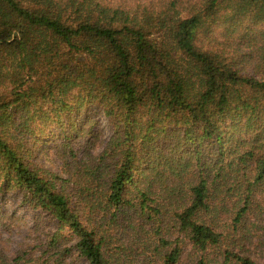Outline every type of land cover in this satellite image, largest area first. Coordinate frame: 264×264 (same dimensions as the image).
<instances>
[{
  "label": "trees",
  "instance_id": "obj_1",
  "mask_svg": "<svg viewBox=\"0 0 264 264\" xmlns=\"http://www.w3.org/2000/svg\"><path fill=\"white\" fill-rule=\"evenodd\" d=\"M251 25L264 27V0H0V196L20 192L70 231L52 264L74 250L123 264L110 239L123 219L137 264H264L248 255L264 247V28ZM89 106L112 128L105 148L89 131L79 156L76 130L62 174L35 163L33 147ZM26 255L0 248V264Z\"/></svg>",
  "mask_w": 264,
  "mask_h": 264
},
{
  "label": "rangeland",
  "instance_id": "obj_2",
  "mask_svg": "<svg viewBox=\"0 0 264 264\" xmlns=\"http://www.w3.org/2000/svg\"><path fill=\"white\" fill-rule=\"evenodd\" d=\"M248 24V22H247ZM247 25L245 26V28ZM253 29L262 30L264 27L251 25ZM225 27L217 29V33H224ZM244 32H241L243 36ZM241 36H236L232 46H236ZM219 40L223 41L220 37ZM248 42V41H247ZM226 46V45H225ZM79 130L81 139L72 145L73 151L79 156L85 154L90 147L91 139L86 136L89 131L97 135V142L94 145L97 153L101 152L110 137L112 136V128L102 113L101 109L95 106H89L85 110L68 116L63 120V126L52 129L49 136L33 148V160L58 174L64 172V161L70 159L65 158L66 143L65 135H74ZM79 137V138H80ZM158 149L168 153V148L163 142H158ZM91 148V147H90ZM183 151L180 150V153ZM23 195L20 192H13L0 196V248L7 257L8 262H13L19 255H26V264H52L57 259V254L64 249H69L76 244L75 238L68 229L60 230L58 222H56L49 214L42 211L30 210L22 204ZM75 203L78 199L75 197ZM79 207V205H78ZM121 224L117 227H111L110 235L112 245L116 248L123 249L120 253V260L123 264H137L146 259L143 255L144 248L140 246L135 234L128 228V223ZM264 221V219H258ZM256 219L253 220L257 227L264 228V222L261 223ZM59 236V243L50 248L54 235ZM256 234V233H255ZM257 237L264 241V232L256 234ZM138 239H143V235H139ZM176 236H174L175 238ZM143 241V240H142ZM189 251V250H188ZM148 254H151L149 252ZM248 254V253H247ZM249 256L253 257L259 263H264V247L255 239V247L250 248ZM151 259V258H150ZM182 264H192L191 260L185 255ZM24 262L22 261L21 264ZM62 264H88L87 261L79 256L77 251H73L69 256L62 260Z\"/></svg>",
  "mask_w": 264,
  "mask_h": 264
}]
</instances>
